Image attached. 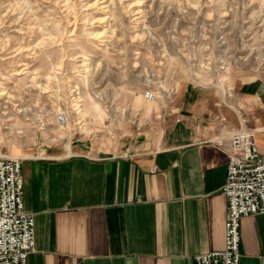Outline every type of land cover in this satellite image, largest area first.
Wrapping results in <instances>:
<instances>
[{
    "label": "rangeland",
    "instance_id": "rangeland-1",
    "mask_svg": "<svg viewBox=\"0 0 264 264\" xmlns=\"http://www.w3.org/2000/svg\"><path fill=\"white\" fill-rule=\"evenodd\" d=\"M253 81L264 0H0V156L113 147L187 89L225 99Z\"/></svg>",
    "mask_w": 264,
    "mask_h": 264
},
{
    "label": "crops",
    "instance_id": "crops-1",
    "mask_svg": "<svg viewBox=\"0 0 264 264\" xmlns=\"http://www.w3.org/2000/svg\"><path fill=\"white\" fill-rule=\"evenodd\" d=\"M230 94L187 89L159 128L22 158L23 208L34 216L27 264H191L221 249L227 154L215 138L245 126L264 154V84ZM239 232L238 264H264V212L241 217Z\"/></svg>",
    "mask_w": 264,
    "mask_h": 264
},
{
    "label": "built area",
    "instance_id": "built-area-1",
    "mask_svg": "<svg viewBox=\"0 0 264 264\" xmlns=\"http://www.w3.org/2000/svg\"><path fill=\"white\" fill-rule=\"evenodd\" d=\"M145 98L154 94L147 90ZM63 124L64 113L57 114ZM219 118V124L225 122ZM244 121V119H242ZM255 130L240 126L215 142L224 145L227 154L226 177L222 193L226 197L224 245L221 249L193 256L191 264H238L240 219L264 212V154L254 138ZM22 158L0 156V264H27L34 250V216L23 208Z\"/></svg>",
    "mask_w": 264,
    "mask_h": 264
},
{
    "label": "bare ground",
    "instance_id": "bare-ground-1",
    "mask_svg": "<svg viewBox=\"0 0 264 264\" xmlns=\"http://www.w3.org/2000/svg\"><path fill=\"white\" fill-rule=\"evenodd\" d=\"M145 97V96H144ZM154 98V97H153ZM153 98H151V99H153ZM151 99H149V100H151ZM58 121V120H57Z\"/></svg>",
    "mask_w": 264,
    "mask_h": 264
}]
</instances>
